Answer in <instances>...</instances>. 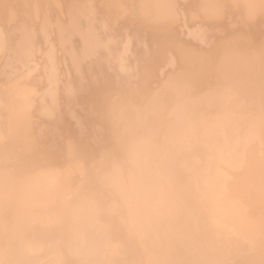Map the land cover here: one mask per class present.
I'll return each instance as SVG.
<instances>
[{
    "label": "bare ground",
    "instance_id": "6f19581e",
    "mask_svg": "<svg viewBox=\"0 0 264 264\" xmlns=\"http://www.w3.org/2000/svg\"><path fill=\"white\" fill-rule=\"evenodd\" d=\"M197 1L0 0V264H264V0Z\"/></svg>",
    "mask_w": 264,
    "mask_h": 264
},
{
    "label": "crops",
    "instance_id": "0c3cea01",
    "mask_svg": "<svg viewBox=\"0 0 264 264\" xmlns=\"http://www.w3.org/2000/svg\"><path fill=\"white\" fill-rule=\"evenodd\" d=\"M194 1H195V3H194ZM202 2H203V1L201 0V3H202ZM188 3H191V4L188 5ZM188 3H186V8H187V9H185V12L187 11L186 16H189V15L191 16V14H194V15H192L191 17L188 18L189 21H188V20H186V21L189 22V23H190V20H191V21H194L193 23H192V22L190 23V25L193 27V26H195L196 24L203 22L201 19L199 20V19H197V17H195L197 13L202 14V10H201V9H202V5H203V3L200 4L199 6H198V4H199L200 2H198L197 0H193V1H192V0H188ZM231 3L233 4V1H231V2L229 3V5H230ZM240 3H241V2H240ZM242 3H243L244 8L248 7V6L245 4V1H244V0H243ZM242 3L240 4V6L242 5ZM195 4H196V6H198V7H196ZM232 4H231L230 6H233ZM191 5H193V6H191ZM187 6H190L191 8H190V7H189V8H190L191 10H190ZM245 6H246V7H245ZM241 7H242V6H241ZM194 8H195L196 10H195ZM198 8H199V9H198ZM244 8H241V12L239 13L238 18H237L236 20H232V21H236V25H235V27H233L232 29L240 28V29L242 30V29L245 28V31H248V33H251L252 36H253V35H255V33H253V31H257V32H258L259 30H255L254 28H252V26H249V24L247 23L248 21H245V20H246V17H245V19H244V16H247V15L244 14V13H242ZM193 9H194V10H193ZM197 10H198V12H197ZM195 11H196L197 13H194ZM199 11H200V12H199ZM244 11H245V10H244ZM189 13H191V14H189ZM232 13H233V10H232ZM188 14H189V15H188ZM193 16H194V17H193ZM231 16H232V15H231ZM248 17H249V16H248ZM248 17H247V18H248ZM195 18H196V19H195ZM198 18H199V17H198ZM232 18H233V16H232ZM35 19H36V18L32 17V22H33L34 24L38 23V21L34 22ZM193 19H194V20H193ZM258 19H260V18H258ZM37 20H39V18H38ZM238 20H239L240 23L242 22V23H241L242 25L238 22ZM243 20H244V21H243ZM247 20H249L250 23H253V22L257 21L256 19L253 20V22H251V21H252L251 19H247ZM250 20H251V21H250ZM189 23H188V24H189ZM245 23L248 24V28H247V27H243V26H245ZM35 26H37V25H35ZM213 27H214V25L211 26V28H213ZM236 27H237V28H236ZM249 27H251V28H250V31H249ZM246 28H247V29H246ZM251 29H252V30H251ZM237 30H239V29H237ZM228 31H233V30H228ZM259 33H260V34H258V36L256 35V37L261 36L262 32H259ZM212 34H214V32H213ZM212 34H211V35H212ZM152 35H153V34H152ZM168 35H169V34H168ZM172 35L175 37L176 34H175V35L172 34ZM172 35H169V36L167 37V39L170 38V36H171V39H173L174 37H173ZM215 35H216V34H215ZM215 35H214V36H215ZM214 36H213V35H212V36H209V43H208L209 46H210V45L213 46L214 43L216 42V40L218 39V35L215 36V37H217V39L214 38ZM149 37H150V35H149ZM176 37H179V36L176 35ZM183 37H184L185 39H189V38H191V36H187L186 34H184ZM183 37H182V38H183ZM188 37H189V38H188ZM37 39H38V41L41 40V35H40L39 33H38V35H37ZM151 39H152V37H151ZM153 39H154V38H153ZM153 39L151 40L152 42H154ZM165 39H166V38H165ZM167 39H166L165 41H167ZM171 39H169V40H171ZM214 39H216V40H214ZM175 40H176V38H175ZM191 40H192V38H191ZM172 41H173V40H172ZM184 41H185V40H184ZM192 41H194V42H196V43L198 42V43H197V44H199L198 49L200 48V50L196 49V50H198V51H196V50L194 49V47L197 46L196 44H195L196 46L191 47V46H189L188 44L186 45L185 42H183L184 45L182 44L181 46L184 47V50H185V48L188 47V46L191 48V49H188V48H189V47H188V48L185 50L186 52H183V53H185V54H188V53L193 54V53L195 52V53H194V54H195L194 59H192L191 61L189 60L188 63H190V64L193 65V66H195L196 64H197V65H198V64H201V65H202L203 62L201 63V61H203V59L201 58V56L203 57V55H202L203 53H202V52H204V51L201 52V50H203V49H202V46H204L205 43H202V42H200V41H198V40H194V39H193ZM192 41H191V42H192ZM39 42H40V41H39ZM167 42H169V41H167ZM187 43L191 44L190 42H187ZM200 43H201V44H200ZM210 43H211V44H210ZM167 44H168V43H167ZM180 44H181V43H180ZM193 45H194V44H193ZM181 46H179V48H178L179 51H180V47H181ZM185 46H186V47H185ZM205 46H206V45H205ZM181 48H182V47H181ZM196 48H197V47H196ZM182 49H183V48H182ZM193 51H194V52H193ZM198 52H199V53H198ZM200 52H201L202 54H201ZM197 55L200 56V59L197 58V57H198ZM196 56H197V57H196ZM195 58H196V60H195ZM194 61L197 62V63L195 62V65H194V63H193ZM199 61H200V62H199ZM179 62H180L179 64H182V63H183V62L181 63V61H179ZM179 64H177V65H179ZM182 65H184V64H182ZM182 65H180V66H182ZM186 65H187V64H186ZM191 65H190V66H191Z\"/></svg>",
    "mask_w": 264,
    "mask_h": 264
},
{
    "label": "rangeland",
    "instance_id": "374dc122",
    "mask_svg": "<svg viewBox=\"0 0 264 264\" xmlns=\"http://www.w3.org/2000/svg\"><path fill=\"white\" fill-rule=\"evenodd\" d=\"M144 32H145V33L147 32L148 34H149V33H150V34L152 33L151 31H149V32H148V31H144ZM147 33H146V34H147ZM164 38H165V37H164ZM154 39H155V38H154ZM163 40H164V39H162V41H163ZM156 41H159V40H155V42H156ZM208 58H209V57H208ZM209 62H210V63H209ZM211 62H212V61H207V64H206V65H209V66L212 65L213 63H211ZM187 64L189 65V63H187ZM202 65H203V64H202ZM213 65H214V64H213ZM212 70H213V69H212ZM208 71H209V70H208ZM208 71H207L206 73L209 74ZM213 71H214V70H213ZM218 71H219V70H218ZM256 71H257V70H256ZM146 73H147L146 71H143V74H146ZM152 73H153V72H152ZM210 73H211V75L214 76V75H216L217 72H216V73L213 72V74H212V71H211ZM217 74H218V73H217ZM211 75H210V76H211ZM150 77H151V76H150V72H148L147 79H149ZM155 80H157V79H155ZM155 80H154V81H155ZM157 81H158V80H157ZM204 81H206V80H204ZM142 87H143L144 90H145V87H146V86H142ZM107 89H109V88H107ZM147 89H148V88H147ZM145 91H146V90H145ZM127 93H128V92H127ZM137 93H138V92H137ZM128 94H129V93H128ZM135 100H136V99H135ZM22 158H23V157H22ZM21 160H22V159H21ZM21 160H20V161H21Z\"/></svg>",
    "mask_w": 264,
    "mask_h": 264
}]
</instances>
